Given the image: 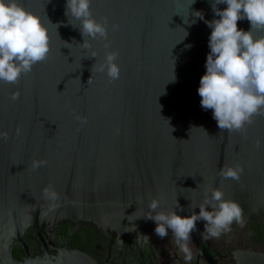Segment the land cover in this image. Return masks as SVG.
I'll list each match as a JSON object with an SVG mask.
<instances>
[{
  "label": "water",
  "instance_id": "1",
  "mask_svg": "<svg viewBox=\"0 0 264 264\" xmlns=\"http://www.w3.org/2000/svg\"><path fill=\"white\" fill-rule=\"evenodd\" d=\"M20 3L48 26L50 52L18 83L0 81V132L8 134L0 138V264H101L68 239L51 249L61 225L155 242L156 224L143 218L155 214L153 199L158 210L191 215L220 188L243 218L264 217V114L242 132L221 131L200 103L212 31L206 21L218 18L212 0H92L93 16L108 22L107 41H91L92 58H85L80 21L68 22L66 0ZM238 27L251 25L242 19ZM106 51L119 53L115 81L91 72ZM33 160L46 163L34 170ZM225 166H242L238 181L221 177ZM49 186L55 201L43 195ZM30 231L44 246L40 254L25 240ZM16 246L24 252L19 259ZM242 264H264V254Z\"/></svg>",
  "mask_w": 264,
  "mask_h": 264
},
{
  "label": "clouds",
  "instance_id": "2",
  "mask_svg": "<svg viewBox=\"0 0 264 264\" xmlns=\"http://www.w3.org/2000/svg\"><path fill=\"white\" fill-rule=\"evenodd\" d=\"M91 3L92 0H66L65 6L68 22L71 23L73 18L80 21L78 28L84 38L81 45L90 52L85 58L98 55L91 41L108 39L107 18L98 21L92 14ZM221 4L227 7L221 9L218 7ZM211 7L218 18L206 21L212 31L206 73L198 88L200 103L203 109L212 110L221 131L242 132L253 123L255 116L264 114V34L257 35L264 33V0H212ZM194 16L204 18L199 10ZM242 19L250 22L248 31L238 27V21ZM112 28L115 30L118 25H112ZM108 47L105 43V48ZM49 52L50 31L42 17L27 9L20 0H0V81L18 83L34 65L46 60ZM118 55L117 51H106L103 63L98 65L96 62L92 66V74L106 71L110 81L119 79ZM18 97V92L12 95L13 100ZM77 119L81 123L87 122L86 117L78 116ZM19 131L17 129L18 134ZM7 135V132H0V138L7 139ZM45 163L33 160L31 168L38 169ZM242 172V166H225L220 175L238 181ZM43 195L51 201L58 199V193L51 186L43 190ZM159 207L158 199L151 200L149 208L155 214L143 218L155 222L154 232L161 239L171 230L178 251L189 260L192 256L189 242L198 221L204 222V231L211 238H219L231 231L233 223H243L241 205L234 199H226L220 188L206 195L198 206L199 212L192 211L191 215H181L176 210H158Z\"/></svg>",
  "mask_w": 264,
  "mask_h": 264
},
{
  "label": "flooded vegetation",
  "instance_id": "3",
  "mask_svg": "<svg viewBox=\"0 0 264 264\" xmlns=\"http://www.w3.org/2000/svg\"><path fill=\"white\" fill-rule=\"evenodd\" d=\"M27 237L31 252L40 254L44 249L42 242L35 235ZM67 239L70 246L87 253L101 264H242L245 259L264 254V217L243 218L242 224L233 223L231 231L219 238L207 237L203 222L196 239L189 242L190 260L178 251L170 238L158 237L155 242L137 245L111 240L82 226L57 227L51 236L53 244L49 247L62 246Z\"/></svg>",
  "mask_w": 264,
  "mask_h": 264
},
{
  "label": "trees",
  "instance_id": "4",
  "mask_svg": "<svg viewBox=\"0 0 264 264\" xmlns=\"http://www.w3.org/2000/svg\"><path fill=\"white\" fill-rule=\"evenodd\" d=\"M30 234H32V231H30L29 232ZM25 240L27 241V243H28V237L27 236H25ZM13 253H14V256L16 257V258H21L23 255H24V252L22 251V250H20L19 249V247H14V249H13Z\"/></svg>",
  "mask_w": 264,
  "mask_h": 264
}]
</instances>
